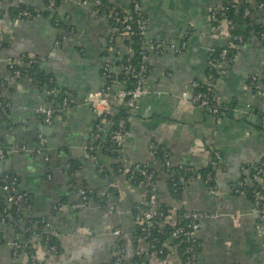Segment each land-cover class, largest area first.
<instances>
[{
	"label": "crops",
	"instance_id": "crops-1",
	"mask_svg": "<svg viewBox=\"0 0 264 264\" xmlns=\"http://www.w3.org/2000/svg\"><path fill=\"white\" fill-rule=\"evenodd\" d=\"M111 1L119 7L129 5V0ZM224 2L141 0L147 20L145 39L180 43L185 38L187 46L180 53L149 54L151 72L144 81L147 93L131 112L121 151L125 165L148 162L156 170L162 165L153 157L155 143L168 148L173 164L188 163L195 168L207 165L213 153H218L213 186L196 178L181 200L185 209L206 214L196 232L201 242L197 264H264V182L261 208L246 195L234 192L250 172L241 166L253 164L264 155V89L250 85L251 76L263 73L264 43L251 37L238 44L230 60L221 65L213 84L224 110L219 118L182 96L191 80L204 82L210 62L227 44V28L217 29L211 19L212 9ZM18 3L45 9L44 0H4L2 6L8 9ZM56 14L59 25L47 14L15 21L6 13L0 14V81L4 83L0 95L10 104L8 116H0V147L9 151L0 159V177L6 173L16 177L18 190L26 194L32 206V215L48 219L60 250L50 253L40 239L26 238L11 224L0 223V264H29L22 248L12 255L14 240L23 247L29 243L43 264H111L117 241L112 235L115 227L120 228L126 246L123 264H132L129 258L135 243L131 204L145 195L146 187L131 184L125 174L113 175L115 160L102 153L98 144L94 153L87 148L100 129L87 99L103 84L104 44L112 29L92 6L79 5L76 0H62ZM251 18L264 24L260 11H254ZM117 43L118 50L112 55L115 62L127 51L121 39ZM29 57L37 60L40 70L57 86L75 97L74 105L48 124L42 123L38 112L49 105L46 85L40 87L26 74L11 75L10 66ZM248 109L253 113L241 117V110ZM258 117L262 123H258ZM101 127L102 131L106 129L105 125ZM39 134L51 146L34 155ZM21 144L29 151H20ZM69 162L76 165L71 176L65 166ZM71 179L76 185L96 189L97 195L113 183L119 194L112 203L102 205L101 200H95L81 210L52 213L54 202L76 199ZM158 187L163 201L174 206L163 176ZM3 200L0 190V211Z\"/></svg>",
	"mask_w": 264,
	"mask_h": 264
},
{
	"label": "built area",
	"instance_id": "built-area-1",
	"mask_svg": "<svg viewBox=\"0 0 264 264\" xmlns=\"http://www.w3.org/2000/svg\"><path fill=\"white\" fill-rule=\"evenodd\" d=\"M239 1V0H234ZM249 1V0H245ZM4 0H0V14H4L3 4ZM76 2L79 5L82 6H92L97 7L96 10H98V6L101 4L100 0H76ZM119 7L118 5H116ZM264 7V2H261L257 5V8L261 9ZM47 8L50 10H54V0H50L48 2ZM125 10L124 12H120L119 10H113L110 14V21L112 23H116L119 26L113 27L109 23V26L112 29V33L106 38L105 44H104V58L105 62L101 69V74L103 77V84L102 86L95 92L89 94L87 99V104L89 105L90 109L97 115L99 119V130L95 134H93V140H98L100 137L99 131L102 129L101 125L109 124V116L113 112V110L117 106H125L129 111L130 114L132 111H134L139 101L146 95L147 91L144 87V81L146 80L147 76L151 72V67L148 63L149 54L152 53L153 55H160L164 52L170 51L172 53H180L182 52L186 46L187 41L182 39L180 43H164L160 41H153L148 42L145 39V33H146V26H147V20L145 17V14L142 9V3L141 0H129L128 7H123ZM249 8L246 7L244 10V15L247 16L249 14ZM38 10V9H37ZM38 12V11H36ZM96 12V11H95ZM39 13V12H38ZM97 13V12H96ZM262 18L264 19V10L261 9ZM98 14V13H97ZM31 16V12L22 9L17 14V20L19 19H25L29 18ZM37 16H40L36 14L34 18ZM218 16H224V5H221L220 7H215L211 11V19L213 22H217L218 24L215 25V27L218 29H221L222 27L227 28V44L221 48L218 57L215 58L213 61L210 62L208 66V72L206 75V78L204 82L199 81L197 79L191 80L184 92L182 93L183 98H188L193 104H198L206 109H208L216 118L220 117V104L219 100L220 97L218 93L215 91L213 85H210L211 81L215 79V75L219 73L220 67L222 64H224L228 54L229 48H235L238 44L235 43L234 40H237L239 42L242 41V36L235 35L231 36L228 31V25H230L232 22L231 20H227L225 18H221L217 20ZM67 19V18H66ZM55 25H59V21L57 19ZM252 34V32H251ZM133 35L137 36L138 38L142 39L145 49V54L143 55L139 70L135 74V81L134 84L130 87L126 88L124 85V81H120L117 84H114L112 79L116 74H118L120 71L125 70V66L123 65H116V62L113 61L112 55H114L118 50V43L117 39H121L124 43L126 40H129ZM258 39L262 42H264V33H260ZM127 51L125 54L130 52V48L127 45ZM143 47V46H142ZM123 56V55H122ZM122 56H118V61L122 58ZM31 61L30 60H18L17 64L19 65H27ZM11 75L13 77L19 76L20 71L18 69L11 70ZM250 85L257 88L262 87L264 89V72L261 75H253L250 77ZM203 86H206V91L200 90L199 88H202ZM56 91L59 93L58 90H54L53 94H56ZM51 93V91H50ZM51 101H49V105L45 108H40L38 112L42 115V121L44 124L51 123L54 118V115L58 111H60V108L65 109L69 107V105L75 103V98L71 97V95L64 90L63 91V97L60 103L56 104V108L54 109L51 105ZM9 106V103L5 102L4 104L0 103V116L6 114V107ZM126 126V119L120 118L118 122L115 125V128L110 131V136L108 139V149L111 150L109 155L112 156L115 160V163H117V172L125 174L126 177L132 178L135 174H146L145 165H142L141 163H130L129 165L126 164V159L124 158L121 148L124 142V138L126 135L125 131ZM102 131V130H101ZM46 142V139L43 135L39 134L37 135V144L38 146L32 150V153L40 154L43 151L44 144ZM111 145H115L114 148L111 149ZM89 148V147H87ZM18 149L23 152H28L29 149L24 145L21 144L18 146ZM9 151L3 149L0 147V159H3L6 157ZM164 157V163H163V171L166 172V174H171L174 172V170H183L184 172L188 171L191 167V164H173L169 158V155L164 151L163 153ZM47 159V157H45ZM250 164V163H246ZM253 165V164H251ZM66 168L69 167V164L67 163ZM242 170H246L249 167H245L244 165L241 166ZM163 172L162 176L163 178L166 176ZM251 173V174H250ZM50 177V176H48ZM127 178V179H128ZM196 178H193L190 176L188 178L189 182L194 180ZM129 181V179H128ZM256 182V186H263L264 182V162L260 163L259 165H253V172H249L248 178H246L247 183ZM179 182H183V177L179 178ZM132 184V183H131ZM134 185V184H133ZM109 186L115 187L113 183H110ZM158 182L151 181V173L147 175V186L146 190H149V198L147 200L142 197L138 202H141L142 204L149 203L152 208L150 209H141L140 213H137L134 218H132L133 227L131 231L132 240L135 243V247L132 250L131 257L129 260L132 264H138L135 260L139 257H143V261L140 264H179L177 249L171 247L168 242L165 240H162L163 236H166L167 233L165 229L171 230L169 231L170 239L179 240L180 243H186V247L183 251L185 254V258L182 262V264H197L196 260V253L195 249L201 246V242L198 241L197 231L200 228L201 221L206 217V214L200 212V211H194V210H185L183 214V218H185L188 222L181 224L177 221V204L175 203L174 206H168L167 213H165L163 216L161 213H157L155 210V206L157 204L156 200V192L158 189ZM86 188H82L79 185L76 186V199L68 202V203H62L59 201H56L52 204V209L55 210L59 215L63 214L66 211H77L85 208L90 202L93 200L90 199V196L88 193H90L89 189L86 190ZM106 188L103 193L100 195L104 197L105 203L109 202L112 203L111 200L113 199L110 195V192ZM0 190L4 194V200L3 205L4 207L1 208L0 211V223L1 224H8L6 220L5 213L7 212L6 208L13 205L15 206L16 210L18 212H21L25 215H32V206L28 202L27 196L25 193L20 192L18 190L17 185V179L16 177H11L8 175V173L4 174L0 179ZM119 194V192H118ZM261 197L260 192L256 191V199L254 201V205L256 208H258L260 202L259 199ZM111 206V204H110ZM113 208V207H112ZM155 215L161 216L160 219H157L154 221ZM5 216V217H4ZM155 223L157 224V236L154 237L153 241H146L145 239L151 235V228L154 227ZM138 226L142 227V231L145 234L138 235L136 233ZM43 229L46 231L47 235L43 237V243L45 244L47 250L50 253H57V246L55 244L47 245V242L49 240V234H54L53 229H51V225L49 221H45L43 224ZM112 235H114L117 238V241L114 244L113 247V255L111 264H123L126 260V246L123 241L122 232L120 228L115 227L112 230ZM37 239V235H34ZM161 244L160 247L157 246V243ZM12 247V255L16 256L19 249L23 246L17 242L12 241L11 242ZM25 247V246H24ZM164 250L167 251L164 254ZM26 253L28 254V250H26ZM161 255H165V257H161ZM134 258V259H132ZM28 261L29 264H43V261L40 259H37L35 254L33 253L31 256L28 255Z\"/></svg>",
	"mask_w": 264,
	"mask_h": 264
},
{
	"label": "trees",
	"instance_id": "trees-1",
	"mask_svg": "<svg viewBox=\"0 0 264 264\" xmlns=\"http://www.w3.org/2000/svg\"><path fill=\"white\" fill-rule=\"evenodd\" d=\"M50 0H44L45 3V9L44 10H37L35 8H31V7H27L25 5H23L22 3H18L16 5H13L11 7H9L8 9H5L4 12L6 13V15L9 16V18L12 21L17 20V14L19 11H21L22 9H26L28 11L31 12V16L29 18H25V19H31L34 18L36 16V14L38 15H42V14H47L52 16V22H54V24L56 23V8H58V5L60 4V2L62 0H54V10H50L47 8L48 2ZM101 4L98 6V10L97 7H93V9L100 15H103L106 19L107 22L111 25V26H115L118 27L119 25L116 23H112L110 21V14L112 13L113 10H119L121 13L124 12V8L123 7H117L116 4H114L111 0H100ZM261 2H264V0H254L252 1H245V0H239V1H234V0H225L224 2V16H218L217 20L221 19L222 17L227 19V20H231V24L228 25V31L230 33L231 36H235V35H240L242 36V41L239 42L237 40H234L235 43L237 44H243L246 41H248L251 37H259L260 33H264V24L261 22H254L251 18V15L254 11H260L261 9L264 10V7H262L261 9L257 8V5ZM248 7L249 9V14L247 16L244 15V10L245 8ZM38 11V12H36ZM215 25L218 24L216 21L214 22ZM252 32V34H251ZM262 42V41H261ZM127 43V45L130 48V52L127 54H124L122 56V58L119 61H116V65L120 66L123 65L125 66V70L120 71L118 74H116L114 76V78L112 79L114 84L119 83L120 81H124V85L126 88L130 87L131 85L134 84L135 81V74L137 73V71L139 70V65L141 62V59L143 57V55L145 54V49H144V44L142 39L138 38L137 36L133 35L129 40H126L125 44ZM264 43V42H262ZM143 46V47H142ZM221 50V49H220ZM220 50L217 52V54H215V58L218 57V54L220 52ZM236 51V48H229L228 49V54L226 57V60H230V57L232 56V54ZM30 60L31 62L27 65H19L17 63H14L13 65L10 66V70H14L15 68L18 69L20 71V75H28L29 77H31L33 79V81L38 84L40 87L43 85H46V89L51 91V93L47 96L48 97V101H51V105L52 107L55 109L56 108V104L60 103V101L62 100L63 97V91L66 90L71 97H74L73 93L70 92L69 90L65 89L64 87H60L57 86L55 84L54 79L48 78L50 75L49 74H45L42 70H40V68L38 67L37 64V60L33 59L32 57H29L26 59ZM151 67V66H150ZM264 72V70H263ZM215 79L217 77V74L214 76ZM214 80H212L210 83V85L214 84ZM4 85V83L2 81H0V89L1 87ZM206 86H203L202 88H199L200 90L206 91ZM54 90H60L59 93L56 91V94H53ZM75 98V97H74ZM5 102L9 103V101L2 97L0 95V103L4 104ZM74 105V104H71ZM69 105V106H71ZM10 109V104L8 107H6V114L2 115L1 117L6 118L8 116V112ZM223 108L220 105V115L223 114ZM63 112V109L60 108V111H58L56 113L55 116H60ZM1 115V114H0ZM130 111L125 107V106H117L113 112L110 114L109 116V124H105L106 129H104L103 131H100V137L98 140L93 141L92 146L89 147V152L90 153H94V148L97 147V144L100 148V150L102 151V153H106L107 155H109L110 151L108 149V139L110 136V131H112L115 128L116 123L118 122V120L120 118H125L126 119V126H125V131L127 132V125L129 124V118H130ZM41 120H42V115L39 114ZM43 123V121H42ZM155 146L152 148L153 151V157L158 160L161 163V168L160 170H156L152 167V165L148 162L146 163H142V165H145V170H146V174H135L132 178H128L129 182L134 184V185H145V187L147 186V175H149L151 173V181H160L162 178V174H163V163H164V157H163V153L164 151H166V153L170 156L169 154V150L168 148H166L164 145H157L156 143L154 144ZM115 145H111V149L114 148ZM216 153V152H215ZM213 153V158L212 161L210 163H208L205 166H201L200 168H195L194 166L191 165L190 169L186 172H184L183 170H174L173 173L171 174H166L165 173V177H164V181H165V186H166V192L168 193L169 196H171L174 200L175 203L177 202V221L181 224H184L185 222L187 223L188 221L183 218V214L184 211L186 210L184 208V206L181 203L182 200V195L184 190L188 187V185L190 184L188 178L190 176H192L193 178H200L201 180H203L208 186H213V180L212 175L214 172V168L216 167L215 165L217 164V160L220 159V156L218 155V153ZM218 156V157H217ZM216 157V158H215ZM215 159V160H214ZM264 162V155L255 163H253V165L257 166L260 163ZM69 167L66 168L67 174L71 176V174L75 171L76 169V165H74L73 163L69 162ZM253 165L251 164H244L245 167H249L250 172H253ZM117 163H115L113 165V175L115 174V172L117 173ZM119 173V172H118ZM251 174V173H250ZM8 175H10L11 177H14V175L8 173ZM2 177V176H1ZM0 177V179H1ZM183 177V182H179V178ZM245 179V177H244ZM244 179L240 182H238V184L235 186L236 188H234V192L237 194H241V195H246L247 197H249L253 202L256 199V191L260 192L263 190V188L261 186H256L257 183L256 182H251L250 184L244 182ZM70 187H73L75 189V187L77 186L74 181L71 179L70 180ZM82 188H86V190H90L88 193V195L90 196V199L95 201H100V203L105 204V199L103 196L101 195H97V191L94 188H91L89 186H85L80 184L79 185ZM108 191L110 192V195L112 198H116L118 196V191L116 187L113 186H108L107 187ZM149 190H146L145 195L143 196L146 200L147 198H149ZM156 206H155V210L156 212L159 214L161 213V215L163 216L165 213H167V209H168V205L165 203V201H163V196H162V192L161 190H159V188L157 189L156 192ZM59 202L62 203H66L65 199H60ZM260 202V199H259ZM5 204L1 205V208L4 207ZM132 207V218H134V216L137 213H140L141 209H150L152 208L150 206L149 203H146L145 205L142 204L141 202H133L131 204ZM259 208L263 207L261 205V203L258 206ZM16 207L11 205L9 207L6 208L7 212L5 213L6 215V220L8 224H11L14 229L17 232H21L25 234L26 238L27 237H31L34 236L35 234L37 235V237L40 239L41 243H43V237L47 235L46 231L43 229V224L45 221H47L48 219H46L45 216H33V215H25L22 214L21 212H18L16 209ZM52 213H57L55 210H51ZM5 217V216H4ZM161 216L155 215L154 217V221H156L157 219H160ZM157 224L155 223L154 227L151 228V235L149 237H147L145 240L146 241H153L154 237L157 236ZM172 229V228H171ZM170 229V230H171ZM165 229L167 235L163 236L162 240H165L166 242H168V244L177 249V254H178V259H179V264H182L184 258H185V254L183 253L185 247H186V243H180L179 240L177 239H170V235H169V231ZM136 233L138 235H142L145 234L142 231V227L138 226ZM198 241H200L198 239ZM55 244L57 246V253L59 252L60 248L59 245L57 243V239L55 237L54 234H49V240L47 242V245H52ZM157 246L160 247L161 244L160 242L157 243ZM200 247V246H199ZM198 248L195 249V253H197ZM22 249L24 251L28 250V255H32L34 253V248L29 244H25V247H22ZM167 251L164 250V254ZM161 257H165V255H161ZM135 260L137 261L138 264H140L143 261V257H139L138 259H136V257H134ZM132 258V259H134Z\"/></svg>",
	"mask_w": 264,
	"mask_h": 264
},
{
	"label": "water",
	"instance_id": "water-1",
	"mask_svg": "<svg viewBox=\"0 0 264 264\" xmlns=\"http://www.w3.org/2000/svg\"><path fill=\"white\" fill-rule=\"evenodd\" d=\"M248 113H253V110H251V109H248V110H244V111H242L241 110V117H244L246 114H248ZM255 114V113H254ZM257 119V121H258V123H262L263 121H262V119L260 118V117H258V118H256ZM45 130H47L46 128L44 129V131ZM49 146H51V144L49 143V142H45V144H44V147H49Z\"/></svg>",
	"mask_w": 264,
	"mask_h": 264
}]
</instances>
